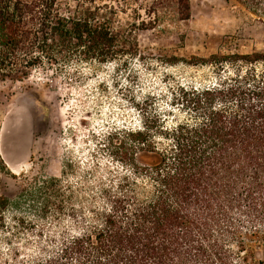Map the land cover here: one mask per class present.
<instances>
[{"label": "trees", "instance_id": "16d2710c", "mask_svg": "<svg viewBox=\"0 0 264 264\" xmlns=\"http://www.w3.org/2000/svg\"><path fill=\"white\" fill-rule=\"evenodd\" d=\"M94 1L80 0L71 13L58 0H0V79L23 80L39 68L80 77L85 63L127 68L141 57L136 31L160 24L116 25L118 7L83 4ZM235 1L264 23V0ZM151 4L157 14L190 19V0ZM194 59L221 70L216 82L179 86L181 118L155 108L151 95L131 97L139 127L103 135L121 170L99 183L95 200L86 191L89 199L73 202L72 185L57 177L26 190L77 225L35 264H264L250 251V242L264 247V52ZM144 151L159 161L140 163ZM0 171H8L1 150ZM8 206L0 194V227Z\"/></svg>", "mask_w": 264, "mask_h": 264}, {"label": "rangeland", "instance_id": "374dc122", "mask_svg": "<svg viewBox=\"0 0 264 264\" xmlns=\"http://www.w3.org/2000/svg\"><path fill=\"white\" fill-rule=\"evenodd\" d=\"M152 2L83 3L114 4L116 25L141 20L160 24L136 31L141 57L127 68L120 60L92 62L81 65L80 77L39 68L23 80L0 79V150L8 166L7 172L0 171V194L9 200L7 222L0 227V264H35L52 253L61 235L75 230L68 211L45 209L30 196V189L57 177L72 185L73 202L81 196L89 199L86 191L95 200L99 183L121 170L102 147L103 135L115 127H139L131 97L151 95L155 108L164 107L181 118L173 103L179 86L213 84L221 71L215 65L192 63L194 56L264 52V23L235 0H190L191 16L185 21H177L173 11L153 12ZM80 3L58 0L62 12L73 13ZM165 26L172 30L164 31ZM138 161L153 165L159 155L140 152ZM257 243L250 242V251L264 259V247Z\"/></svg>", "mask_w": 264, "mask_h": 264}]
</instances>
